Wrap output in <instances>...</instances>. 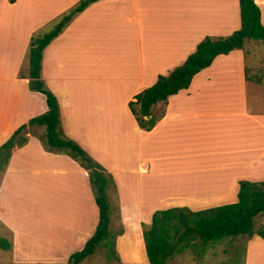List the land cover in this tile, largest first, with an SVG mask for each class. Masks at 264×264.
Here are the masks:
<instances>
[{
  "label": "crops",
  "instance_id": "0c3cea01",
  "mask_svg": "<svg viewBox=\"0 0 264 264\" xmlns=\"http://www.w3.org/2000/svg\"><path fill=\"white\" fill-rule=\"evenodd\" d=\"M78 1L0 0V144L46 109L43 95L18 76L30 34ZM253 2L264 27V0ZM3 21L20 25L12 29L4 53ZM239 23L238 0H94L43 48L40 77L57 100L62 132L114 181L123 228L115 244L132 235L130 230L140 237V222L149 223L156 209L195 211L231 203L239 180H264V50L259 49L264 40L248 39L241 48L216 55L186 88L151 107L161 115L149 130L137 126L127 106L158 74L180 64L203 36L228 35ZM253 51L260 58L246 63ZM23 136L0 174V221L12 232L15 259L67 262L97 222L87 173L69 156L45 150L35 134ZM112 142L120 144L122 166L106 160ZM177 169L187 172L172 175ZM21 177L32 186L31 203L41 208L38 235L25 232L6 195L17 191L5 184ZM131 193L135 198L123 197ZM59 195L65 196L62 205ZM49 206L55 210L50 223ZM48 238L64 245L60 252ZM245 238L243 264H264V239Z\"/></svg>",
  "mask_w": 264,
  "mask_h": 264
},
{
  "label": "trees",
  "instance_id": "16d2710c",
  "mask_svg": "<svg viewBox=\"0 0 264 264\" xmlns=\"http://www.w3.org/2000/svg\"><path fill=\"white\" fill-rule=\"evenodd\" d=\"M92 1L94 0H79L62 13L47 31L30 35L26 48V68L23 70L20 67L18 75L26 78L29 90L43 95L46 109L18 125L0 144V161L6 163L10 149L25 142L23 129L28 125L42 126L40 141L43 148L69 156L86 171L97 207V222L93 233L82 247L68 255V264H78L92 254L97 246L108 243V238L112 234L109 230L111 210L106 190L111 185L114 191L115 185L111 175L62 132L58 103L40 77V62L43 48L73 15ZM238 4L240 22L238 29L225 36H203L180 64L165 74H158L151 85L135 93L127 102L128 109L139 128L151 129L161 115L151 113V107L157 102H165L169 95L186 88L191 77L209 65L216 55L241 48L243 42L248 39L264 40V27L259 21L257 5L253 0H238ZM257 214H264V180H239L236 201L231 203L195 211L184 206L156 209L151 213L148 225L141 231L146 260L148 264H170L168 258L188 245L192 247L197 245L201 251L209 241L225 237H250L256 234L264 239L263 227L253 229V218Z\"/></svg>",
  "mask_w": 264,
  "mask_h": 264
},
{
  "label": "rangeland",
  "instance_id": "374dc122",
  "mask_svg": "<svg viewBox=\"0 0 264 264\" xmlns=\"http://www.w3.org/2000/svg\"><path fill=\"white\" fill-rule=\"evenodd\" d=\"M60 16V15H59ZM58 16V17H59ZM58 17L50 20L43 26L36 28L31 34H36L39 32L47 31L50 26L58 19ZM9 21H3V28L6 29L3 36V43L1 44L2 52H6L9 42L8 38L12 32V29L19 28L20 25L16 24V26L12 25ZM2 28V26H0ZM30 34V35H31ZM258 41H254L256 43ZM260 50H264V41L262 44L259 45ZM251 52L245 57L246 63H250L253 60L255 61L257 57H259L254 51L252 54ZM21 67L24 70L26 68V50L25 55L23 56ZM260 58V57H259ZM258 59V58H257ZM19 76V75H18ZM157 111L154 112L156 114ZM43 132V127L39 126ZM39 130L35 129L33 126H26L23 131L22 135L25 133L35 134L40 140L41 133ZM41 142V141H40ZM106 153V160L112 166H122V156L120 150L119 143H110L108 144L107 148L105 149ZM116 154L117 156H114ZM38 163L33 164L32 168H38ZM113 166V167H114ZM4 163L0 161V174L3 170ZM26 172V171H23ZM187 171H182L181 169H177L176 171H171L172 175L174 176H183L186 174ZM33 174V173H30ZM164 178V177H163ZM186 178V177H183ZM162 181V180H161ZM160 181V183H161ZM114 182V181H113ZM9 183H11V188L17 191L15 194H11L9 191H6V195L11 197V200L14 201V210L13 215L14 217L18 218L19 222L23 225V228L26 230L25 232H29L32 230L35 234H41L38 225H41V218L42 212L41 208L38 207L36 209L33 204L31 203V193L32 186L28 184L26 178H19L14 179L12 182H7L5 184V189L9 187ZM159 183V184H160ZM161 186V184H160ZM36 187V185H35ZM115 190L113 191L112 186H108L106 190L107 194V201L109 203V207L111 210L110 214V223H109V230L112 234L111 237L108 238V243L106 245H99L95 248L92 254L86 257L84 260L79 262L78 264H148L144 248H143V241L142 237H137L136 232L129 230L132 232V235L126 234V238L119 240L118 245L115 244V238L118 234L122 233V224L119 219V208H118V200L117 194ZM132 192V191H131ZM83 193L80 191V194ZM57 205H62L65 202V196L59 195ZM126 198H135L132 193L130 195H123ZM5 199V198H4ZM48 212V221L50 223V212L54 210L51 206H49ZM52 208V209H51ZM55 208H57L55 206ZM60 208V207H59ZM55 211V210H54ZM7 215L10 212L5 209ZM52 221L55 220L54 214L51 215ZM0 221V264H68L66 261L64 263H47L45 261H21L17 260L16 257L19 254H15L11 252V247L13 244L12 240V232L9 231L7 227L3 225ZM148 225L146 222H140V232L142 229ZM264 228V214H257L253 218V229ZM30 229V231H29ZM45 239V242L49 245L54 246V251H61V248L64 246H59L58 243H51L57 239ZM71 239H66V241ZM245 236H235V237H225L219 239L217 241H209L200 251L198 246L192 247L188 245V247L184 248L180 252L174 253L168 258V262L170 264H243L244 258V246H245ZM140 242V244H138ZM196 244V243H195ZM139 245L142 247L139 249ZM139 246V247H138ZM117 247V249H116ZM119 248V250H118ZM118 250V251H117ZM27 251L25 250V253ZM197 252L199 254H197ZM27 256V255H26ZM144 259V260H143ZM263 263V260H260Z\"/></svg>",
  "mask_w": 264,
  "mask_h": 264
}]
</instances>
